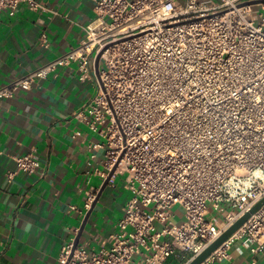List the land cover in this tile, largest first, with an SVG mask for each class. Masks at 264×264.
Instances as JSON below:
<instances>
[{"label": "built area", "instance_id": "built-area-1", "mask_svg": "<svg viewBox=\"0 0 264 264\" xmlns=\"http://www.w3.org/2000/svg\"><path fill=\"white\" fill-rule=\"evenodd\" d=\"M93 1L78 47L0 88L11 97L72 60L95 76L78 115L104 138L102 175L128 174L131 197L109 248L72 241L60 264L189 261L264 198V0ZM22 3L46 9L0 0V17ZM15 159L31 174L41 166L30 152ZM236 236L264 243V204L201 264L227 257Z\"/></svg>", "mask_w": 264, "mask_h": 264}, {"label": "crops", "instance_id": "crops-1", "mask_svg": "<svg viewBox=\"0 0 264 264\" xmlns=\"http://www.w3.org/2000/svg\"><path fill=\"white\" fill-rule=\"evenodd\" d=\"M38 1L46 9L22 3L0 17V88L78 47L95 15L93 0ZM43 33L46 42L40 41ZM96 92L93 73L84 76L72 60L0 99V264H60L81 231L79 244L88 251L111 246L131 192L116 183L119 174L98 197L106 167L96 144L104 138L78 115ZM29 152L41 162L32 174L15 159ZM173 210L181 221L183 208ZM189 257L175 254L162 264H186ZM208 264H264V243L236 236L229 255Z\"/></svg>", "mask_w": 264, "mask_h": 264}, {"label": "water", "instance_id": "water-1", "mask_svg": "<svg viewBox=\"0 0 264 264\" xmlns=\"http://www.w3.org/2000/svg\"><path fill=\"white\" fill-rule=\"evenodd\" d=\"M100 57H101V54H98L97 59H96L97 70H99ZM112 174H113V171H111L109 177L105 179L99 191L98 197H100V195L105 190ZM263 204H264V198L261 201H259L250 211H248L243 216H241L239 219H237L230 227H228L225 231H223L219 237H217L213 242H211L199 254L191 258L186 264H201L203 261H205L217 248H219L227 239H229L251 217V215L254 212H256ZM91 211L92 210H89V212L87 213L85 217V221L82 225V229H84L86 222L91 214ZM81 234H82V231L75 239L73 250H75L77 245L79 244Z\"/></svg>", "mask_w": 264, "mask_h": 264}, {"label": "rangeland", "instance_id": "rangeland-1", "mask_svg": "<svg viewBox=\"0 0 264 264\" xmlns=\"http://www.w3.org/2000/svg\"><path fill=\"white\" fill-rule=\"evenodd\" d=\"M128 179L129 176L128 174H124V175H119V177L117 178L116 183L120 185V188H125V190L127 189V184H128ZM176 208H178V206H176Z\"/></svg>", "mask_w": 264, "mask_h": 264}]
</instances>
